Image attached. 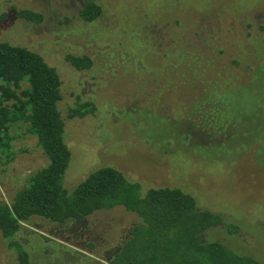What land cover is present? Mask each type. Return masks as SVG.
<instances>
[{"label":"rangeland","instance_id":"rangeland-1","mask_svg":"<svg viewBox=\"0 0 264 264\" xmlns=\"http://www.w3.org/2000/svg\"><path fill=\"white\" fill-rule=\"evenodd\" d=\"M87 1L0 0V42L38 53L59 75L57 108L71 153L64 187L112 167L144 193L178 188L241 229L213 239L264 255V0H96L102 12L91 23L79 16ZM23 10L42 21L18 17ZM181 46L197 75L213 80L220 73L217 86L227 82L236 91L226 103L231 121L218 115L216 127L209 125L206 104L191 112L197 90L209 85H182L175 67V92L156 91L161 64L168 67ZM67 56L88 57L92 67L75 70ZM77 102H93L96 111L69 118ZM25 130L10 126L14 158L0 163V201L8 205L48 164ZM137 222L121 207L63 224L32 217L15 237L32 264H105ZM16 258L0 233V264Z\"/></svg>","mask_w":264,"mask_h":264},{"label":"trees","instance_id":"trees-1","mask_svg":"<svg viewBox=\"0 0 264 264\" xmlns=\"http://www.w3.org/2000/svg\"><path fill=\"white\" fill-rule=\"evenodd\" d=\"M101 12L96 0H89L79 16L84 22L91 23ZM17 16L34 23L42 21V15L32 11H19ZM66 60L75 70L92 67L88 57L67 56ZM166 62L168 67L165 68L166 64L160 66L162 80L153 82L157 92L172 94L177 81L171 77L177 75L176 68L179 74L182 72V85L192 89L194 85L199 87L206 82L209 85L197 90L199 96L196 95L198 99L191 112L203 110L206 104L209 106L206 111L209 125L217 124L218 115L232 120L226 113V103L229 95H235L236 91H228L227 82L226 87L217 86L220 73L213 80L201 72L197 75L183 46L174 48ZM171 83L172 87L167 88ZM263 84L260 81L261 90ZM60 87L57 71L38 53L0 42V163H10L14 158L9 128L17 123L26 125L25 132L36 137L48 160L44 168L30 175L10 205L0 201V233L8 246L16 251L17 264H32L15 237L22 224L32 217H42L57 224L80 222L96 212L116 207L136 215L138 222L105 264H264V255L237 252L213 239L217 237L216 233L234 236L241 229L236 224L226 223L228 219L220 213L199 207L192 195L178 188L151 187L144 193L139 182L128 180L119 170L100 167L68 191L63 178L71 153L63 139L64 123L57 108L61 99ZM95 111V103L77 102L68 117L84 118Z\"/></svg>","mask_w":264,"mask_h":264}]
</instances>
